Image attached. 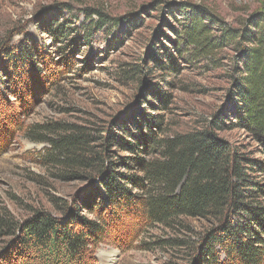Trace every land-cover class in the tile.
Listing matches in <instances>:
<instances>
[{
	"label": "rangeland",
	"instance_id": "obj_1",
	"mask_svg": "<svg viewBox=\"0 0 264 264\" xmlns=\"http://www.w3.org/2000/svg\"><path fill=\"white\" fill-rule=\"evenodd\" d=\"M184 1L207 5L234 26L264 12V0H0L1 216L22 222L48 211L65 219L71 203L80 215L109 225L108 237L88 252L94 264L199 263L198 248L215 229L213 219L181 216L168 225L147 223L137 202L113 206L107 200L95 211L84 204L101 185L99 157L116 174L143 177L144 168L132 158L162 160L168 140L204 129L232 106L233 50H221V60L210 62L192 61L175 47L170 26L182 30L186 15L176 11L174 18L171 4ZM85 8L123 20L91 30L82 27ZM66 21L63 33H56ZM5 45L23 58L18 65L6 56ZM231 113L217 135L246 156L264 160V146L234 126ZM115 135L137 148L117 143ZM68 136L78 137L75 146L54 145ZM117 177L132 194H145ZM256 178L264 182V174ZM15 239L0 236V252ZM14 246L0 256V264H8Z\"/></svg>",
	"mask_w": 264,
	"mask_h": 264
},
{
	"label": "trees",
	"instance_id": "obj_2",
	"mask_svg": "<svg viewBox=\"0 0 264 264\" xmlns=\"http://www.w3.org/2000/svg\"><path fill=\"white\" fill-rule=\"evenodd\" d=\"M171 5L174 18L176 11L186 15L182 30L170 26L179 53L192 61L219 62L221 50H233L232 106L227 112L215 114L204 129L168 140L162 160L132 158L144 168L143 177L117 173L145 189L142 196L132 194L109 170V162L99 157L101 185L95 187L84 204L95 211L97 207L105 208L107 200L113 206L121 201L127 205L137 202L142 220L147 223L168 225L171 219L181 216L213 219L217 224L198 248V264H264V182L256 178L258 173L264 174V160L246 156L217 135L232 112L236 120L233 125L251 133L264 146V12H255L234 26L207 5L188 1ZM83 12L82 27L95 31L123 20L99 8H85ZM66 25L67 21L56 33H63ZM4 47L6 56L18 65L23 58H18L8 45ZM169 59L174 69L173 56ZM151 134L145 136L146 143ZM111 139L128 149L137 148V144L132 145L120 135ZM77 141L78 137L68 136L54 141V145L67 149ZM65 210V219L48 211H36L22 222L0 215V236L16 235L10 244L15 245V256L6 260L8 264H94L88 252L92 245L108 237L109 225L102 218L95 221L80 215L71 203ZM216 247L221 248L228 262H220Z\"/></svg>",
	"mask_w": 264,
	"mask_h": 264
}]
</instances>
